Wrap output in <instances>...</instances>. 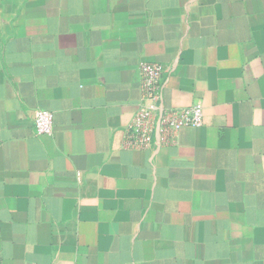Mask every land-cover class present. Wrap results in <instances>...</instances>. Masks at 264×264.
I'll use <instances>...</instances> for the list:
<instances>
[{"label": "crops", "instance_id": "0c3cea01", "mask_svg": "<svg viewBox=\"0 0 264 264\" xmlns=\"http://www.w3.org/2000/svg\"><path fill=\"white\" fill-rule=\"evenodd\" d=\"M140 61L171 144L123 145ZM0 264H264V0H0Z\"/></svg>", "mask_w": 264, "mask_h": 264}, {"label": "built area", "instance_id": "2783aa9c", "mask_svg": "<svg viewBox=\"0 0 264 264\" xmlns=\"http://www.w3.org/2000/svg\"><path fill=\"white\" fill-rule=\"evenodd\" d=\"M137 71L139 101L130 122L124 128L125 147L144 149L171 144L182 127H197L201 124L202 104L199 100L188 107H163L162 74L166 68L162 64L140 61ZM32 123L37 135L50 134L53 130V113L34 109Z\"/></svg>", "mask_w": 264, "mask_h": 264}]
</instances>
